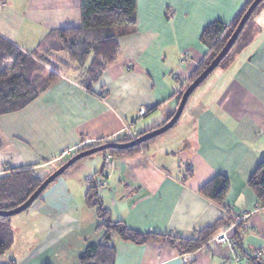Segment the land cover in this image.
Returning a JSON list of instances; mask_svg holds the SVG:
<instances>
[{"label": "crops", "instance_id": "0c3cea01", "mask_svg": "<svg viewBox=\"0 0 264 264\" xmlns=\"http://www.w3.org/2000/svg\"><path fill=\"white\" fill-rule=\"evenodd\" d=\"M246 2L139 0L135 30L119 37L117 61L92 89L104 99L68 72L24 109L0 117V177L26 165L36 171L52 166L51 173L81 147L129 137L125 124L135 136L158 128L176 112L175 91L207 52L203 28L230 24ZM80 26V0H0V36L25 52L52 30ZM249 33L248 45L210 75L177 124L147 148L124 156L97 152L50 184L12 228L13 242L0 264H79L85 249L103 237L96 208L85 202L93 177L112 219L139 232L196 238L225 222L218 235L233 224V215L244 216L229 231L239 262L227 244L211 239L182 253L114 234L115 264H183L184 254L188 264L264 263V206L248 184L264 159V7ZM141 108L148 112L140 118ZM219 174L229 180L228 208L200 191Z\"/></svg>", "mask_w": 264, "mask_h": 264}, {"label": "trees", "instance_id": "16d2710c", "mask_svg": "<svg viewBox=\"0 0 264 264\" xmlns=\"http://www.w3.org/2000/svg\"><path fill=\"white\" fill-rule=\"evenodd\" d=\"M253 1L247 0L230 24L214 21L203 28L200 41L206 47L207 52L192 73L188 83L179 86L175 91L178 98L177 106L188 86L223 49ZM138 3L139 0H80L81 26L52 30L32 52H25L0 36V117L24 109L48 90L61 75L68 72L75 74L78 83L90 93L104 99L106 96L95 93L92 89L99 83L108 67L117 61L120 50L119 37L135 30ZM263 7L264 0L257 6L236 43L215 71L230 62L236 51L248 45L251 40L248 34H250L249 29L253 16ZM169 118L160 126L164 125ZM131 140L132 138L126 135L116 142L126 143ZM153 140L155 138L141 145L122 149L111 148L103 153L132 155L141 148H147ZM102 144L105 143L86 145L78 149L74 155ZM7 171L8 173L0 177V210H10L24 203L45 179L36 175L35 169L30 165L10 168ZM248 184L264 206V159L251 174ZM47 188L38 199L42 197ZM229 188L228 178L219 174L204 184L200 191L212 201L228 208L225 199ZM85 202L89 207L96 208L99 219L98 230L103 232V237L99 243L89 245L85 249L79 258V264H115L116 249L112 243L114 234L136 244L162 243L177 248L182 253H189L205 245L216 234L219 225L225 223L219 221L214 226L201 230L196 238H182L152 232L143 233L130 229L123 222L112 219L109 209L103 204L98 182L94 177L89 180ZM11 218L0 215V256L6 253L13 242ZM253 262L264 264L257 259ZM2 264H17V262L10 259Z\"/></svg>", "mask_w": 264, "mask_h": 264}, {"label": "water", "instance_id": "95a60500", "mask_svg": "<svg viewBox=\"0 0 264 264\" xmlns=\"http://www.w3.org/2000/svg\"><path fill=\"white\" fill-rule=\"evenodd\" d=\"M263 0H254L252 4L249 6V8L246 10L244 16L242 17L241 21L239 22L238 26L234 30V32L231 34L230 38L226 42L223 49L219 52V54L214 58L212 63L188 86V88L184 91L181 100L179 101V104L177 106L176 112L173 114L172 117L169 118V120L159 128H156L152 131H149L141 136H138L135 140H131L126 143H119V142H109L106 144H102L100 146H95L93 148H89L87 150L78 152L77 154L73 155L70 159H68L65 163H63L59 168H57L55 171H53L48 177H46L43 182L40 184V186L32 193V195L21 205L10 209V210H0V215L4 217H12L15 215H18L26 210H28L35 201H37L38 197L41 195V193L50 185L52 184L56 179H58L61 175H63L71 166H73L76 162L79 160L91 156L97 152H103L111 148H129L134 147L137 145H141L143 142H146L152 138L158 137L168 130L172 129L179 119L181 118V115L186 107V104L192 95V93L204 82V80L215 71V69L219 66V64L222 62V60L227 56L229 51L232 49L234 44L236 43L239 35L243 31V29L246 26V23L248 22L249 18L254 13L257 6L262 2Z\"/></svg>", "mask_w": 264, "mask_h": 264}, {"label": "built area", "instance_id": "2783aa9c", "mask_svg": "<svg viewBox=\"0 0 264 264\" xmlns=\"http://www.w3.org/2000/svg\"><path fill=\"white\" fill-rule=\"evenodd\" d=\"M147 110L145 108H141L139 110V117H143L144 115L147 114ZM124 130L128 133L129 137L132 138V140H135L137 138V136H135V134L133 133V131L131 130V125L130 124H125L124 126ZM102 183H100L101 185ZM243 215H233V219L234 222L231 226H229L228 228H226V230H224L222 233L218 234V235H214L211 240L221 243V244H227L232 252L233 255V259L236 262H239L242 258L240 252L238 251L237 248V243H236V239L230 235V232L236 225L242 224L243 222ZM263 253L262 250H260L259 252H257V255H261ZM183 264H188L189 262V257L188 255L184 254L183 257Z\"/></svg>", "mask_w": 264, "mask_h": 264}, {"label": "rangeland", "instance_id": "374dc122", "mask_svg": "<svg viewBox=\"0 0 264 264\" xmlns=\"http://www.w3.org/2000/svg\"><path fill=\"white\" fill-rule=\"evenodd\" d=\"M215 72V71H214ZM212 73L211 74V76L212 75H214L215 73ZM210 78V77H209ZM208 78V79H209ZM205 84V83H204ZM203 85H201L197 90H196V92H199L200 91V89H201V87H202ZM197 94V93H196ZM194 97H197V95H195V96H193L192 97V99L194 98ZM192 99H191V101H190V103L192 104ZM196 99V98H195ZM190 103H188V105H187V107H186V109L185 110H188V108H190V106H191V104ZM60 163H62V162H60ZM60 163H59V165H60ZM52 169H53V167L52 166H50L49 168H47L46 170H44V171H36V175H38V176H40V177H42V178H46V177H48L51 173H50V171H52ZM50 173V174H49ZM47 174H49L48 176H46ZM29 210H26V211H24V212H22V213H20V214H18V215H15V216H12V218H11V226H12V228H14V225H15V227H16V225H17V221H19V220H21L22 218H25L26 216H27V212H28ZM8 256V254H7V252L5 253V254H3V255H1L0 256V261H5V259H6V257Z\"/></svg>", "mask_w": 264, "mask_h": 264}]
</instances>
